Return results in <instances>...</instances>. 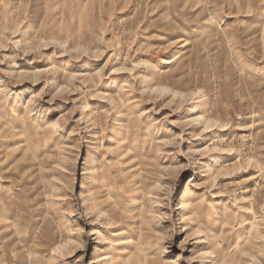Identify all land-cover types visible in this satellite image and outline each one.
Wrapping results in <instances>:
<instances>
[{"label":"rangeland","instance_id":"rangeland-1","mask_svg":"<svg viewBox=\"0 0 264 264\" xmlns=\"http://www.w3.org/2000/svg\"><path fill=\"white\" fill-rule=\"evenodd\" d=\"M0 264H264V0H0Z\"/></svg>","mask_w":264,"mask_h":264},{"label":"bare ground","instance_id":"bare-ground-1","mask_svg":"<svg viewBox=\"0 0 264 264\" xmlns=\"http://www.w3.org/2000/svg\"><path fill=\"white\" fill-rule=\"evenodd\" d=\"M165 62H169V63H170V61H165ZM14 125H16V124L14 123ZM20 126L23 128V127H24V124H20ZM125 129L127 130L128 127L126 126ZM117 137H118V136H117ZM118 138H119V137H118ZM127 138H129L128 135H126L124 138L121 139V141H122L121 144H120V142H119V145H121V147H125V146H126L125 144H126V142H127V140H128ZM126 139H127V140H126ZM138 203H139V202H138ZM250 209H251V212H254V214H257V213L254 211V206H253V205L251 206ZM254 216H255V215H254ZM257 218H258V217L255 216V221H257ZM252 223H253V222H252Z\"/></svg>","mask_w":264,"mask_h":264}]
</instances>
